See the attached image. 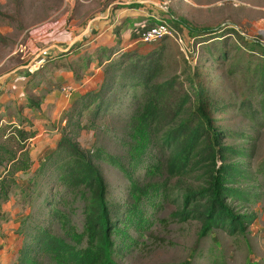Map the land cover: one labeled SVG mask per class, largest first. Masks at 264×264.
Returning <instances> with one entry per match:
<instances>
[{"label":"trees","instance_id":"obj_1","mask_svg":"<svg viewBox=\"0 0 264 264\" xmlns=\"http://www.w3.org/2000/svg\"><path fill=\"white\" fill-rule=\"evenodd\" d=\"M140 7L137 3L126 6ZM229 29L189 28L197 45L204 46L212 61L225 66L230 74L241 73L252 81L238 109L255 125L263 127L264 45L238 35V44L229 48L226 38L236 33ZM144 50L125 49L118 42L97 48L96 56L90 58V63L98 61V67L107 59L103 78L96 88L79 92L67 111L64 133L54 148L38 156L36 171L56 181L64 196L70 197L71 206L81 203L83 229L78 231L69 214L58 206L47 217L61 224L64 236L56 235L33 215L26 217L17 230L24 240L16 264H120L137 245L133 234L141 237L153 226L151 210L159 212L167 203L174 205L175 210L163 222H198L201 238L215 230L233 237L245 235L257 221L256 213L236 207L259 201L257 194L241 187L255 178L250 168L238 162L250 160L254 148L227 144L228 141L254 142L256 138L216 118V114L226 113L229 104L215 100L203 82L196 81V71L188 78L189 88L180 77L155 82L162 67L164 48H155L145 55ZM233 51V58L227 63ZM71 53L70 50L54 56L31 72L25 81L26 91L39 90L44 75L51 69H71L68 62ZM118 89L133 91L141 102L132 116L128 163L100 147L84 151L77 142L80 130L91 128L83 123L84 115L92 111L98 117L111 112L119 97ZM139 89L141 94L137 96ZM27 108L39 110L40 97L28 96L16 108H7L4 116L16 115L18 121L0 129V210L10 201L18 175L35 164L29 142L38 132L22 115ZM95 161L111 166L128 179V200L110 199V186ZM136 170H145L148 181L141 183L136 179Z\"/></svg>","mask_w":264,"mask_h":264},{"label":"rangeland","instance_id":"obj_2","mask_svg":"<svg viewBox=\"0 0 264 264\" xmlns=\"http://www.w3.org/2000/svg\"><path fill=\"white\" fill-rule=\"evenodd\" d=\"M134 1L0 0L1 105L14 106L13 100L17 96L40 97L41 109L34 110L40 115L27 109L23 111V115L31 117L38 136L43 134L39 140L45 141L34 148L29 146L35 164L29 171L18 175V184L12 188L11 195L15 196L17 204L23 210L17 224L33 215L56 235L64 236L61 224L55 218L47 217L48 212L58 206L59 210L69 214L77 230L82 231L84 216L81 203L71 206L70 197L64 196L63 188L56 181L37 173V159L43 151L52 149L44 148L45 146H54L64 133L67 111L79 96L82 90L80 87L96 88L95 84L103 78V69L107 67V63L100 72L96 70V63H90L95 52L91 48L92 43L99 44L105 38L108 42L120 39L125 47L134 44L132 48H145L144 55L155 48H164L162 67L155 82L180 77V81L189 88L191 84L188 78L193 77L196 71V81H202L213 93L215 100L229 104L226 113L216 114V118L223 119V124L234 126L256 138L254 142L228 141L227 144H243V147L254 148L250 160L238 162H243L250 168L255 178V181L241 187L259 196L255 205H236L243 212L256 213L258 219L245 235L234 237L223 230H215L210 236L201 238V225L198 222H163L175 210L171 203L165 204L159 212L151 210L153 226L141 237L133 234L137 245L120 260V264H264V171H260L264 170V126L258 127L238 109L252 81L241 73L232 75L225 66L212 61L204 46L197 45L195 34L189 30L228 27L236 32L235 36L226 38L229 48L234 43L238 44V35L264 45V0H149L152 3L147 5L152 8V19L147 22H142L141 17L133 18L119 9L123 4ZM109 7L110 13L116 17L113 23H109L114 27L104 31L99 24L95 31L92 20L103 16L109 11ZM160 21L171 27L174 37L165 38L158 44L142 43V32L157 23H163ZM181 22L186 23L189 28ZM70 23L77 29L71 38L68 36ZM70 50L72 59L68 62L71 70L61 67L51 69V72L44 75L45 81L40 90H25L26 78L31 72H35L40 53H45L48 61ZM233 55L234 51L227 57V63L232 60ZM224 63L225 61L221 64ZM117 94L119 97L114 99L111 112L98 117L92 111L84 115L83 123L91 128L80 130L77 142L84 151L100 147L128 163L132 150L128 146L132 116L141 102L134 97L133 91L118 89ZM136 94L140 96L141 89ZM13 120L16 121V118ZM54 130L58 132L53 133ZM94 163L110 186V199L114 202L128 200V179L103 162ZM134 174L141 183L148 181L145 170H136ZM2 219L5 220L4 217ZM43 260L49 263L47 258L44 257Z\"/></svg>","mask_w":264,"mask_h":264},{"label":"crops","instance_id":"obj_3","mask_svg":"<svg viewBox=\"0 0 264 264\" xmlns=\"http://www.w3.org/2000/svg\"><path fill=\"white\" fill-rule=\"evenodd\" d=\"M136 3L140 4L141 7L138 9L126 8V6L136 4ZM148 3H152V2H150L149 0H135L134 2H128L127 4H123L122 5L123 7H119V9L121 10V12L128 13V15H130L133 18L141 17V19L143 20L142 22H147L152 18V14H151L152 8L149 5H147ZM153 4L157 5L159 7H162L161 5H158L156 3H153ZM110 8L111 7H109V11H107L103 16H97L92 20V22H94V29H95V27L98 28L97 25H99V24H101V28L104 29V31H107L110 28L112 29L114 27V26L109 25V23H113L115 21V18H116V17H113V15L110 13ZM120 10H118V11L120 12ZM68 29L70 31V32H68V36H69V38H71L74 36L77 29H76V27H73L72 23L69 24ZM95 31H96V29H95ZM99 33H102V32H99ZM113 36L115 37L116 34L115 35L113 34ZM108 41L109 40L105 38L99 44H95V42H93L91 48H94V51H96V49L99 47H111V46L115 45L116 43L120 42V39H117L115 41L116 43L113 42V40H111L110 42H108ZM133 45L134 44L128 45L127 47H125V45L122 44V46L125 49H130L133 47ZM95 56L96 55L94 52V56H92V57H95ZM71 59H72V56H71L70 60ZM107 62H108L107 59L102 60V64H103L102 67H98V65H97V69L96 68L95 69L98 72H100V70L104 68V65ZM92 63L98 64V61L92 62ZM68 80H69V78H68ZM95 86H98V83L95 84ZM24 87H25V83H24ZM80 89H82V90L81 91L79 90V91L82 92V91H86V90L91 89V88L87 87V86H84V87L82 86V87H80ZM25 90H26V87H25ZM28 92H31V91H28ZM23 98L24 97H22V96L14 97V100H13L14 106L1 105L2 100L0 99V119H1L0 120V129L8 123H17L18 118L16 115H11V116H4V115L6 114L7 108H9V107L16 108L18 103ZM27 110H29L33 114L36 113L37 115H40V113L34 112V110H36V109H28L27 108ZM22 115H23V112H22ZM24 117L32 122L31 117H26V116H24ZM13 118H16V121L13 120ZM56 132H58V130L53 131V133H56ZM50 133H51V131H50ZM41 136H43V134L42 135L40 134V136L37 135L35 138L31 139L29 142V146L31 148H34L36 145L44 144L45 141L41 142V140H39L41 138ZM49 147L54 148L55 145L54 146L48 145V146H45L44 148H49ZM14 197H15L14 195H11L10 201L7 204H3L2 209L0 210V264H16L17 258H18V252H19V250L22 246V242H23L22 237H20V235L17 232L18 227H19V224H17V220L22 216L23 210L21 209L20 205L17 204V200ZM3 217L5 218V220L2 219Z\"/></svg>","mask_w":264,"mask_h":264},{"label":"built area","instance_id":"obj_4","mask_svg":"<svg viewBox=\"0 0 264 264\" xmlns=\"http://www.w3.org/2000/svg\"><path fill=\"white\" fill-rule=\"evenodd\" d=\"M168 37H174L173 30L170 26H168L166 23H157L156 25L146 29L144 32H142L141 36V42L147 45L155 44L161 40H164ZM182 40H179V43H181ZM45 53L39 54L37 56V63L35 66V69L38 70L39 66L44 65L47 62V59L45 58ZM44 56V57H43ZM35 70V71H36ZM63 91H66L65 88L62 89Z\"/></svg>","mask_w":264,"mask_h":264}]
</instances>
